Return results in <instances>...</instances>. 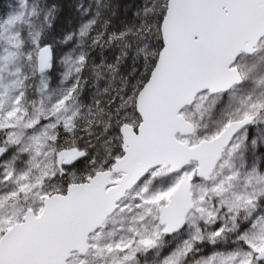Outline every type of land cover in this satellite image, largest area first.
Segmentation results:
<instances>
[{"label": "snow or ice", "instance_id": "1", "mask_svg": "<svg viewBox=\"0 0 264 264\" xmlns=\"http://www.w3.org/2000/svg\"><path fill=\"white\" fill-rule=\"evenodd\" d=\"M0 264H264V0L0 6Z\"/></svg>", "mask_w": 264, "mask_h": 264}, {"label": "trees", "instance_id": "2", "mask_svg": "<svg viewBox=\"0 0 264 264\" xmlns=\"http://www.w3.org/2000/svg\"><path fill=\"white\" fill-rule=\"evenodd\" d=\"M8 0H0V6H2L3 4L7 3Z\"/></svg>", "mask_w": 264, "mask_h": 264}]
</instances>
